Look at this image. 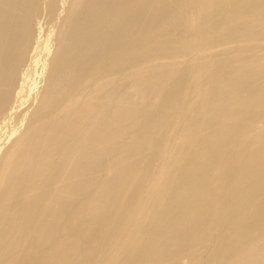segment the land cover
<instances>
[{
    "label": "bare ground",
    "instance_id": "bare-ground-1",
    "mask_svg": "<svg viewBox=\"0 0 264 264\" xmlns=\"http://www.w3.org/2000/svg\"><path fill=\"white\" fill-rule=\"evenodd\" d=\"M0 264H264V0H0Z\"/></svg>",
    "mask_w": 264,
    "mask_h": 264
}]
</instances>
